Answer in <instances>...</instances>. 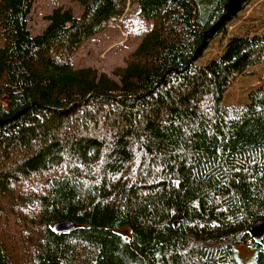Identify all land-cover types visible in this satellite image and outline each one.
Returning a JSON list of instances; mask_svg holds the SVG:
<instances>
[{
  "label": "trees",
  "instance_id": "trees-1",
  "mask_svg": "<svg viewBox=\"0 0 264 264\" xmlns=\"http://www.w3.org/2000/svg\"><path fill=\"white\" fill-rule=\"evenodd\" d=\"M69 1L32 35L33 0H0V264H264V25L198 65L228 0ZM128 7L123 65L84 66Z\"/></svg>",
  "mask_w": 264,
  "mask_h": 264
},
{
  "label": "rangeland",
  "instance_id": "rangeland-1",
  "mask_svg": "<svg viewBox=\"0 0 264 264\" xmlns=\"http://www.w3.org/2000/svg\"><path fill=\"white\" fill-rule=\"evenodd\" d=\"M59 6L70 7L73 5L69 0H33L28 21L32 35L38 34L45 28L47 25L45 18ZM74 9L75 14L79 15L81 10L77 6ZM135 10L137 9L134 7H128L126 17L118 23L120 28L109 29L107 33L100 35L98 39L84 49V55H82L84 66H90L110 74L115 67L123 65L127 53L136 46V43L132 44L128 38L129 33L134 31L140 36L144 35V26L142 27L143 24L138 20ZM230 19L232 20L230 21ZM230 19L223 23L227 24L223 33L211 37L209 45L203 49L196 64L204 65L207 61L218 57L231 36L252 33V30L257 27L261 28L264 25V0H250L247 6L238 9ZM127 42H129L128 45H126ZM256 71L258 76L264 74V65L256 67ZM258 76H245L236 81L224 96V104L244 103L247 100L248 92L259 84ZM254 253L255 251L244 245L238 247V254L242 259L249 260Z\"/></svg>",
  "mask_w": 264,
  "mask_h": 264
},
{
  "label": "water",
  "instance_id": "water-1",
  "mask_svg": "<svg viewBox=\"0 0 264 264\" xmlns=\"http://www.w3.org/2000/svg\"><path fill=\"white\" fill-rule=\"evenodd\" d=\"M243 1L244 0H228L227 6L225 8V16L222 17L219 22L207 32L202 46L195 55V59L201 54V52L205 48L207 39L211 38L215 34V32L221 27V25L225 21L229 20L237 12V10L240 8L239 4H241V2ZM74 229V224L68 220L56 223L52 226V231L56 234L69 233L72 232ZM248 234L251 240H253L255 243H261L264 239V220L255 221L249 227Z\"/></svg>",
  "mask_w": 264,
  "mask_h": 264
},
{
  "label": "bare ground",
  "instance_id": "bare-ground-1",
  "mask_svg": "<svg viewBox=\"0 0 264 264\" xmlns=\"http://www.w3.org/2000/svg\"><path fill=\"white\" fill-rule=\"evenodd\" d=\"M68 220V219H67ZM250 237V236H249Z\"/></svg>",
  "mask_w": 264,
  "mask_h": 264
}]
</instances>
